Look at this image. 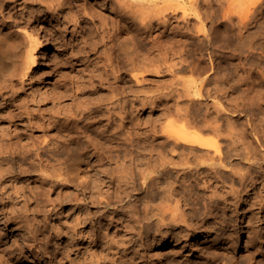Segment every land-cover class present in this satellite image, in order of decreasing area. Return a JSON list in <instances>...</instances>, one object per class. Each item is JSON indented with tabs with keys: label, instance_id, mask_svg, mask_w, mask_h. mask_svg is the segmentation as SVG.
<instances>
[{
	"label": "bare ground",
	"instance_id": "1",
	"mask_svg": "<svg viewBox=\"0 0 264 264\" xmlns=\"http://www.w3.org/2000/svg\"><path fill=\"white\" fill-rule=\"evenodd\" d=\"M174 1L170 2L163 10L160 9L156 16L164 24L169 21L168 9L173 15L181 11V17L187 22L190 21L191 15L199 18L202 26L198 23L197 27H200L196 31H198V35L204 34L203 36L208 42V49L213 48L208 52L212 64L209 74H202L206 69L203 68L204 66L203 69L192 67V71L198 72L197 77L191 79L177 77L178 71L189 68L185 64V58H182L184 52L180 53L181 56L178 57L180 62L170 63V65L167 62V52V55L164 54L158 60V57L155 56H145L140 50V41L144 37L143 30L147 27L152 28L154 23L150 20L148 24L149 21L147 22L146 19L150 15L141 13L139 9L135 8L119 7L118 13L125 23L121 25L119 22L116 32L118 35L123 33L126 37L122 38V41H117L114 47H110L113 51H109L106 58L107 66L110 68L108 71L116 75V81L121 79V82H124V77L129 75L135 78L136 82H140L139 75H143L140 74L143 70L158 72L162 68L164 69L163 66H168L167 70L176 75L178 80L176 77L175 79L180 81L182 88L178 87L174 91L176 99L173 100V107L167 100L168 97L166 100L160 101H157L154 96L138 95L135 97L136 102L141 103L143 107L149 105L151 108H160V117L173 116V120L168 122L169 124L166 123L163 126L158 121L160 125L150 127L153 135H149V137L152 138L137 139L122 128L124 114H128L136 106L133 102L131 107L128 103L123 104L126 101L123 102L121 94H125V91L123 87L116 85L113 95L107 98L109 102L106 103V108L90 113L89 118L94 119L93 122H86L80 126L81 117L78 118L74 113H64L62 115L65 119L64 122L59 123L61 120L59 119L50 123L54 124L50 131L57 129V137H53V135L48 139L49 135H46L43 140L37 142L33 139L22 144L18 149L16 148L17 142H12V138L7 141L0 140V221L4 220V224L9 221L24 223L21 226L31 222L32 218L28 214V211L31 210L29 208L28 210L26 205H20V199L17 202L16 198L23 197L26 202L30 200L33 193L38 195L39 191H34L32 185L27 190L28 185L17 186L15 184L11 187V191H13L11 193L7 183H12L21 175L33 171L41 173V187L44 190L52 191L62 188L59 190L56 205L63 207L68 202L75 201L78 206L64 221L62 232L58 230L61 245L57 253L59 261L56 264H143L153 253H149L153 246L173 252L176 256L171 264H227L228 262H220L223 261V258L219 256V251H217L218 254L211 252L207 263L204 261L196 263V260L195 262L181 261L179 258L182 252L179 247H184L193 240V245L190 246L191 253L198 251L196 245H201L202 242L208 240V235L215 231L220 232L217 237L220 244L227 246L230 238L229 232L234 230L233 220L221 216L219 210L222 208L225 215V209L230 207V202L232 204L240 201L245 202L250 198L248 205H242V210L255 206L264 213V12L255 13L251 18L250 15L240 14L236 21L234 15L237 12L232 7L241 0H231L227 7L225 4L228 0L227 2L212 0L215 1L214 3L205 0L206 3L203 6L205 21L211 23L210 30H207L204 17L202 18L200 15L202 12L199 13L198 0L191 6L178 0ZM244 3L246 4V2ZM251 4L254 5L253 8L255 6L260 8V5L264 4V0H254ZM165 11L167 12L164 13ZM250 12L249 10L246 13ZM261 18L263 21L260 22ZM195 20L197 21L196 18ZM251 24L253 25L251 26ZM139 25L141 29L133 28V26ZM254 27L256 29H253ZM246 32L248 33L246 34ZM194 33L193 35L196 34ZM221 38L228 42L229 49L231 48L233 51L232 55H237L241 59L228 72L225 71L228 66L223 62L217 66L214 65L213 56L226 57L221 46L217 45ZM236 41L238 42L235 48L233 45ZM42 42V38L34 36L28 38L26 36V39H23L19 30L17 32L0 29V76H6L16 66L10 74L8 73L11 80L23 73L24 76L20 77L21 79L27 77L39 81L38 72L41 64L38 55L42 49ZM110 48L109 50H111ZM255 51L259 52L261 58L256 56L258 52ZM158 53L161 54V52ZM17 56L21 60V64L22 60L24 61V66L19 63L16 65V62L19 61L15 59ZM256 74L257 77L251 82ZM60 94L62 93L60 92ZM170 95V93H163L162 98ZM181 98L185 99L184 101L187 103L185 106H181ZM14 103L9 101L7 108L14 106ZM18 104L20 105L16 109L22 111L23 104ZM118 106L121 108L119 113L115 112ZM254 108L257 111H254ZM226 112H233V116L238 114L243 116L245 112L249 114V117L247 116L246 124L243 123L239 130L236 123L231 122L232 119L227 123L223 121L226 119L224 118ZM18 115L19 113L13 115L10 111L6 114L0 113V122L8 121L14 124L19 120L16 118ZM30 116L28 122L32 134L40 127H35L37 115L31 114ZM14 118L16 120H13ZM105 120L107 123L104 124ZM36 121L38 123V120ZM96 124L99 126L95 127ZM31 134L27 130L21 134L16 133L14 136L17 138L24 135L31 136ZM127 134L128 136H126ZM59 135H63V137ZM250 135L252 140H247ZM125 138H132L131 143L134 148L125 153L123 157L113 156L106 150L111 143L119 144ZM220 138L229 140V143L223 146ZM56 139H58V145L52 148L51 156L45 159L42 152L52 147ZM135 140L138 141L135 142ZM69 141L75 142L79 146L73 148L70 157L63 160L60 156L62 147L69 148ZM80 149L83 153L79 152ZM20 154L32 156V160L27 166L17 164V156ZM225 178H229L233 182L238 181L240 186L229 184L230 188L228 187L229 189L226 190V185L220 184H226ZM71 188H74L75 191L70 193L68 190ZM244 193L247 195L246 200L242 195ZM134 196L136 197L134 198ZM89 197L98 207V211L96 210L95 213L85 210L86 208L83 210L84 202ZM29 202L31 203V201ZM125 203L129 204V209H123ZM198 203L203 206L196 207ZM33 206L32 208H34ZM53 209L55 210V206ZM36 216L38 215L36 214ZM46 216H44L45 220H47ZM95 218L99 219L100 223L103 222V225L99 227L104 232L101 237L103 249L92 245L85 249L84 238L88 236L86 229L95 223L93 222ZM248 221L249 224L253 223L251 219ZM70 222L72 223L68 227ZM25 233L20 235L25 238L18 247L19 251H23L25 253L23 255L29 253L33 255L32 250L26 249V247H31L32 238H26L28 235L25 236ZM248 233L250 234L249 230ZM69 235L71 236L69 237ZM92 238L93 240L90 239L93 244L96 240L95 237L92 236ZM248 240L250 239L248 238ZM259 246L261 245L259 244ZM224 253L223 255H225ZM170 257L171 255L162 258L164 260L165 258L170 259ZM249 258L250 256L242 263L251 264V258ZM150 263L157 264L155 260H151ZM256 264L261 263L257 262Z\"/></svg>",
	"mask_w": 264,
	"mask_h": 264
},
{
	"label": "rangeland",
	"instance_id": "2",
	"mask_svg": "<svg viewBox=\"0 0 264 264\" xmlns=\"http://www.w3.org/2000/svg\"><path fill=\"white\" fill-rule=\"evenodd\" d=\"M168 1L169 0H0V29L17 32L19 30V33L21 34L23 39H26V36L27 38L30 36H34L42 38L43 41L41 52L38 55L41 64L38 72L39 81H34L35 78L32 79L27 77L21 79L20 77L24 76L23 73H20L19 75L15 76L13 80H11L8 76L14 70V68H16V66H14L10 70V73L8 72L9 74L7 73L6 76H0V113L6 114L9 111L13 115H17L19 113V115L16 117L19 120L14 124L8 121L0 122V140L2 139L4 141H7L12 138V142H17L16 148L18 149L22 144H26L28 141H32L33 139L37 140L38 142L43 140L44 136L46 135H49L48 139H50L53 135V137H57V129H54L51 132L50 128H52L54 124L50 123L53 120L57 121L59 119H61L59 123L64 122L65 119L62 116L64 113H74V115L78 116V118L81 117L82 122L80 123V126L86 124V122H93L94 119L89 118L90 113L94 112L95 110H100L101 108H106V103L109 102L107 98L113 95V91L115 90L116 85L123 87V90L125 91V94H121L123 95V102L126 101L123 104L128 103L129 107H131L133 102L134 106H136L135 108H133V110L130 108L131 110L128 114H124L122 128L125 130V132H127L128 134L131 133L137 139L152 138L149 137V135H153L150 127L152 128L159 122L160 124L162 123L163 126L166 125V123L169 124L168 122L173 120V116L168 115V117L162 118L160 117V108H151V106L149 107V105L143 107L141 103L136 102L135 97H137L138 95L154 96L157 101H160L162 99L166 100V98L168 97L167 100L170 101V104H172L171 106L173 107V100L176 99V92L174 93V91L178 87L179 89L182 88L180 81H177V77L180 76L185 79L197 77L198 72L196 73V71H192V67L198 69L206 68L204 69V72L202 74H209L211 72L212 64L210 62L211 58L208 52H210V50H213V48L208 49V42L207 39H205V36H203L204 34L198 35V31L196 30L198 29V27L202 26V24L199 18L195 17L194 15H191L189 18L190 21L187 22L184 18L181 17V11H178V14L173 15V13H171V11L168 9V12L165 11L164 13L167 12L169 21L164 24L160 20H158V11H160V9L163 10V8L170 4V2H173V0H170L169 2ZM178 1L184 2L188 6L194 5L197 2V0ZM225 1L227 2V0H224V2ZM210 2L214 3L215 1L210 0ZM229 2H231V0H228L227 4L224 3L226 7L228 6ZM240 2L242 3V5ZM240 2L238 4H234V6L232 7V9L238 13H235L234 15L236 21L238 20L240 14L250 15L249 17L251 18L255 13H260L261 11L264 12V4L260 5V8L259 6H255V8H253L254 5L251 3L254 2V0H241ZM244 2H246V4ZM198 3L200 5L199 13L202 12L200 13V15L203 18L205 13V9L203 8V6H205L206 1L198 0ZM248 3L249 5H247ZM120 6L122 8L124 7L139 9L141 13L151 16H149L146 21H149V24L150 20H152L154 26L152 28L147 27L143 30L144 37L140 41V50L145 56H155L156 58L158 57V60L167 52V62H169L168 65H170V63L176 64L180 62V59L178 57L181 56V54L184 52L182 54V58H185L186 62H188H185V64L188 65L189 68L178 71L176 74L177 77L171 71L167 70L168 66H163L164 69L162 68L158 72L143 70L144 72L142 71L140 73L143 75H139L140 82H136L135 78H132L129 75H126V77H124V82H121V79H117L118 81H116V75L111 71H108L110 68L107 66L108 61L106 58L108 52L113 51L110 47H114V44L117 41H122V38L126 37H124L123 33L121 35L119 33L118 35L116 32L119 22L121 23V25L125 23V20H122L118 13ZM249 10L251 12L247 14L246 12ZM220 13H222L221 10ZM195 18L198 22L195 20ZM203 20L205 22L206 29L208 28L207 30H210L211 23L209 21L207 22V20L205 21V17L203 18ZM261 21H263V18L260 19V22ZM198 23L200 24V26L197 27ZM252 25L253 24H251V26ZM133 28L141 29L140 25L133 26ZM253 29L256 28L254 27ZM248 32H246V34ZM193 33L195 35H193ZM149 36L152 38H150ZM237 42L238 41L234 42L233 46L235 48ZM227 44L228 42H226L223 38H221V40L217 42V45L221 46V50L225 52L226 57L213 56V59L215 66H217L221 62L226 64L228 67L225 69V71L227 70L228 72L230 69L235 67V64L239 63L241 59L237 55H232L233 51H231V48L229 49L230 46L229 44ZM109 48L111 50H109ZM158 52H161L162 55ZM257 55L259 58H261L259 52L256 54V56ZM15 59L16 61H18V56ZM19 61L16 62V65L17 63H19L20 65L23 64L22 66H24V61L22 60V64L21 60ZM165 70L166 72H164ZM109 72H111V74H109ZM254 76L251 82L254 81V79L257 77V74ZM175 77L177 80L175 79ZM63 87L64 91L62 90ZM60 92L62 94H60ZM163 93H170L171 95L163 96L162 98ZM184 100L185 99L182 98L180 99L181 106H185L186 102ZM9 101H13V103L15 101L14 106H11V108H7ZM16 101H19L18 103L23 104L24 107L21 108L22 111L16 109V107L20 105ZM136 104L141 105L143 108L141 106L139 107V105L137 106ZM120 109L121 108L118 106L115 112L119 113L121 111ZM254 111L257 110L254 108ZM31 114L37 115L36 120H38V123L35 120V127H40V129L34 130L35 132L32 133L33 136L30 132V124L28 122V119H30L28 117H31ZM83 114L86 116H84ZM225 115L228 116L226 117ZM233 115V112H226L224 114V118L226 119H224L223 121L227 123L232 119L231 122L236 123L239 130H241L242 124H246L249 114L244 112L243 116H240V114H238L237 116ZM61 116L62 118H59ZM16 118H14L13 120H16ZM105 123H107V120L104 121V124ZM58 125L61 127L60 124ZM70 126H72V124H70ZM97 126H99V124L95 125V127ZM17 129L18 131H16ZM27 130L32 137L30 135L19 136L17 138L14 136L16 133L21 134V132H25ZM128 134L126 136H128ZM59 136L63 137V135ZM251 137V135L250 137L248 136L247 140H252ZM54 141L55 144L52 145V147H50L49 149H45L42 152V156L45 159L51 156L52 148L58 145V139ZM136 141L138 140H135V142ZM131 142L132 138H125V140L121 141L119 144L115 142L111 143L109 147L106 148V150L109 151V153L113 156L123 157L125 153L134 148ZM220 142L224 146L229 143V140L220 138ZM68 143L70 149L67 147H62V154L60 156L63 160H66L68 157H70V154H72V150H74L73 148L79 146L75 144V142L69 141ZM79 152L83 153L81 149ZM31 160V155L20 154L19 156H17V164L23 166H27L31 162ZM33 172L23 174L14 182L7 183L10 189L9 192L11 193L13 192L11 191V187L15 184L17 186H20L21 184L28 185L27 190L30 189L32 185L34 191L39 192L38 195L33 193L30 197V200H27L26 202L24 201L25 198L23 197L16 198V200H18L17 202H19L20 199V205H26V208H29L31 210L28 211V214H30L32 219L31 222L27 223V225L21 226L24 223H17L14 221H9L8 223L4 224V220L0 221V264H56L59 261V257L57 256L58 250L61 245V237H59V232H62L61 230L64 226V221L67 220V218L70 216L71 211H74V209L76 210L78 206L76 205L75 201L68 202L63 207L56 205L59 190H61L62 188L54 189L52 191H48L46 189L44 190L41 187V173L38 171ZM225 181L226 184H220L226 185V190L230 188L229 184H231V186L232 184L236 185V187L240 186L238 181L233 182L229 178H225ZM71 189L68 190L70 193L75 191L74 188ZM242 195H244V200H246V193ZM135 197L136 196H134V198ZM49 199L52 200L50 201ZM249 200L250 198L247 199L248 202L245 201L246 203L244 201H240L239 203L234 202L233 204L232 202H230L231 208L228 207L225 209V215L222 208H220L219 210L221 216H224L226 219L233 220L232 224L234 225V230L232 232L230 231L231 233L229 232L230 238L228 244H226L227 246L220 244V241L217 238L220 232L215 231L214 233H210V235H208V240L202 242L201 245L203 246L198 244L196 245L197 249H199L198 251L196 250L191 253L190 246L193 245V240L189 241V243L184 247L180 246L179 248L182 253L179 260H188L189 262H195L196 260V263H203V261L204 263H207V261H209L210 259L209 254L211 252L218 254L217 251H219V256L223 258V261H220L222 263L228 262L227 264H244L242 262H244L245 259L250 256L251 264L252 261H254L253 264H256L257 262L264 264V213L262 211H259V208L255 206L253 208L247 207L242 210L243 206L249 204ZM29 201H31V203ZM84 203L85 204L83 206V210L86 208L85 210H89L91 213H95L98 211L97 205L93 204L90 197ZM200 204L198 203L196 207L200 208L203 206H200ZM32 206L34 208H32ZM52 206H55V210ZM26 208L24 209L26 210ZM123 209H129V204L125 203ZM202 210L204 209L202 208ZM188 211L190 210L188 209ZM36 214L38 216L35 217ZM44 216L47 217V220L44 219ZM248 219H251L253 223L249 224ZM42 220L44 223L42 222ZM93 222L95 223H92L90 227L88 226L86 229V232L88 231V236L84 238V242L86 244L85 249L91 245L96 247L99 246L100 249H103L101 237L104 235V232L99 229V227L103 225V222L100 223L99 219L97 218H95V221ZM71 223L72 222L68 223V227ZM17 224L18 226H16ZM93 224H96V226H93ZM248 230L250 234L248 233ZM20 232H22L21 234H24V232H26L25 236L28 235L26 238H32V240L30 241L31 247H26V249H28L29 251L32 250L34 252L33 255L30 253L28 255H23L25 253L23 251H19L20 249L18 247L25 238L20 237ZM70 236L71 235H69V237ZM92 236L95 237L96 240L93 244ZM248 238L250 240H248ZM256 238H258V240H255ZM68 242L70 243V241ZM258 243L262 247L259 246ZM73 249L76 251L75 248ZM253 251H256L255 254ZM162 252L165 254H163ZM149 253H151L152 256L150 255L143 264H145L146 262V264H151V260H155L157 264H171V261L175 259L176 256H174L173 252H170L169 249H158V247L156 246H153L152 249H150ZM189 253H191V255H188ZM223 253L227 256L225 257ZM251 253L253 254V257ZM154 254L155 256H153ZM159 255L162 257H168V255H171V257L170 259L165 258L163 260L162 257L159 258ZM73 257H75V254H73ZM226 259H228L230 262ZM230 259L232 260V263Z\"/></svg>",
	"mask_w": 264,
	"mask_h": 264
}]
</instances>
